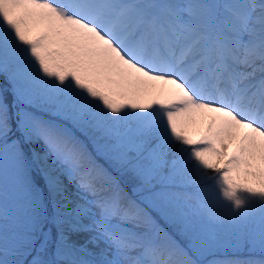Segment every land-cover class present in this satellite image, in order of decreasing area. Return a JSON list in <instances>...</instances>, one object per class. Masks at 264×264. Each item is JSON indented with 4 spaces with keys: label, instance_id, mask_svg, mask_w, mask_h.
Returning <instances> with one entry per match:
<instances>
[{
    "label": "snow or ice",
    "instance_id": "snow-or-ice-1",
    "mask_svg": "<svg viewBox=\"0 0 264 264\" xmlns=\"http://www.w3.org/2000/svg\"><path fill=\"white\" fill-rule=\"evenodd\" d=\"M0 78V264H264V0H0Z\"/></svg>",
    "mask_w": 264,
    "mask_h": 264
},
{
    "label": "rangeland",
    "instance_id": "rangeland-1",
    "mask_svg": "<svg viewBox=\"0 0 264 264\" xmlns=\"http://www.w3.org/2000/svg\"><path fill=\"white\" fill-rule=\"evenodd\" d=\"M0 79H2V78H0ZM8 99H9V101H11V94L9 93V96H8ZM203 130V125H201L198 129H197V132L198 131H202ZM78 135H81V134H79V133H77ZM81 138L83 139V136L81 135ZM232 147H235V145H233ZM231 150V149H230ZM101 162H103L102 160H101ZM160 223H161V226L162 227H164L165 229H168L169 228V226L163 221V220H161L160 221ZM178 239H179V237H177Z\"/></svg>",
    "mask_w": 264,
    "mask_h": 264
}]
</instances>
